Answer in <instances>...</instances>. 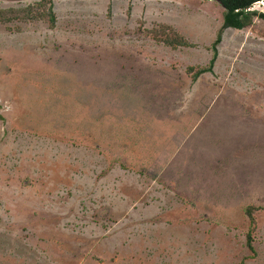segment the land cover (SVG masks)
<instances>
[{
    "label": "rangeland",
    "instance_id": "1",
    "mask_svg": "<svg viewBox=\"0 0 264 264\" xmlns=\"http://www.w3.org/2000/svg\"><path fill=\"white\" fill-rule=\"evenodd\" d=\"M51 2L0 21V264H264V20L193 81L220 3Z\"/></svg>",
    "mask_w": 264,
    "mask_h": 264
},
{
    "label": "trees",
    "instance_id": "2",
    "mask_svg": "<svg viewBox=\"0 0 264 264\" xmlns=\"http://www.w3.org/2000/svg\"><path fill=\"white\" fill-rule=\"evenodd\" d=\"M256 0H221L223 11V23L217 31L216 38L212 44L213 56L205 66H190L187 69V72L191 75L193 81H196L202 74L213 72L214 64L218 56V45L222 41L223 34L225 30L229 27L235 29H243L251 25L254 21V18L258 17L264 20V13L257 10H248L249 7ZM40 6L43 9H40ZM29 19L34 20L37 18H43L49 22V25L54 26L56 22V15L53 11V3L51 0H41L37 5H28L23 8H10V9H0V21L3 23L8 22L13 19ZM166 30H169L170 33H166ZM161 33V35H159ZM154 38L157 41L163 42L171 48L189 47L194 46L183 34L175 31L169 25H163V29L158 33L154 31ZM252 239L249 236L248 245L253 249Z\"/></svg>",
    "mask_w": 264,
    "mask_h": 264
},
{
    "label": "built area",
    "instance_id": "3",
    "mask_svg": "<svg viewBox=\"0 0 264 264\" xmlns=\"http://www.w3.org/2000/svg\"><path fill=\"white\" fill-rule=\"evenodd\" d=\"M257 5L258 7H261L262 5H264V0H256L251 7L248 8V10H252V6Z\"/></svg>",
    "mask_w": 264,
    "mask_h": 264
},
{
    "label": "flooded vegetation",
    "instance_id": "4",
    "mask_svg": "<svg viewBox=\"0 0 264 264\" xmlns=\"http://www.w3.org/2000/svg\"><path fill=\"white\" fill-rule=\"evenodd\" d=\"M10 8H16V7H14V6H8V7H2L1 9H10ZM13 21H18V19H14Z\"/></svg>",
    "mask_w": 264,
    "mask_h": 264
},
{
    "label": "water",
    "instance_id": "5",
    "mask_svg": "<svg viewBox=\"0 0 264 264\" xmlns=\"http://www.w3.org/2000/svg\"><path fill=\"white\" fill-rule=\"evenodd\" d=\"M212 1H216V2H218V3H220L222 5L221 0H212Z\"/></svg>",
    "mask_w": 264,
    "mask_h": 264
}]
</instances>
